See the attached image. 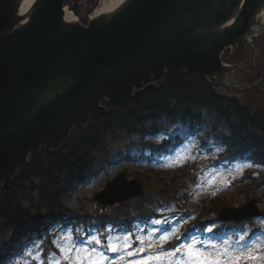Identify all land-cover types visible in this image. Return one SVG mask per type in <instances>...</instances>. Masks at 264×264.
Segmentation results:
<instances>
[{
    "label": "water",
    "instance_id": "obj_1",
    "mask_svg": "<svg viewBox=\"0 0 264 264\" xmlns=\"http://www.w3.org/2000/svg\"><path fill=\"white\" fill-rule=\"evenodd\" d=\"M0 0V188L8 190L29 157L57 149L73 128H87L106 105L123 108L155 89L154 78L185 69L237 97L260 85L254 38L264 36V0H117L99 7L87 26L67 17L65 0ZM249 53L224 63L227 49ZM249 64L260 76L238 81ZM145 84V86H143ZM104 103V104H103ZM145 190L120 173L95 196L108 207ZM263 216L252 200L224 208L221 221Z\"/></svg>",
    "mask_w": 264,
    "mask_h": 264
},
{
    "label": "rangeland",
    "instance_id": "obj_2",
    "mask_svg": "<svg viewBox=\"0 0 264 264\" xmlns=\"http://www.w3.org/2000/svg\"><path fill=\"white\" fill-rule=\"evenodd\" d=\"M91 2L92 0H80L79 13L86 15ZM255 42L260 45L261 50L256 66L264 74V38ZM247 58L248 54L245 52L244 57H240V60L232 59V62H243ZM248 65H244L242 71H237L246 73H243L239 81L255 83L260 76ZM261 82L257 87L244 91L242 95L239 91L238 100L242 99L249 107L263 108L264 81ZM196 113L200 116L196 120L181 115L175 116L173 120L162 116L158 120L156 129H151V125H147L140 127L143 129L142 132H139L140 129L133 133L119 130L113 136H109L104 151L95 165L84 169L85 171L78 174L74 182L70 181L71 186L62 199L63 208L68 212L62 216L69 215V212L75 217L92 216L96 219L99 215H109L113 207L119 204L104 207L94 198L120 173H126L129 179L141 180L148 194L155 192L158 181L171 183L173 180L185 188L183 190L185 200L181 204L168 203L164 208L155 206V212L161 216L155 220H166L167 224H154L152 223L154 220L141 222L139 217H136L137 223L133 226V232L112 228L103 237V243L120 244L123 248L125 238L130 237L127 242H132V250H135L139 246L136 243L138 239H143L145 244L151 240L153 247L146 248L144 252V255H148L169 250L180 243V239L173 237L161 247L160 240L153 238L159 237L165 228L172 227L177 230L179 237L191 234L197 239L216 243L219 246H222L224 241L233 246L242 243L239 238L243 235L245 240L259 245V254H264V165L249 158H242L231 164L218 163L222 156V147L217 136H221L226 130L223 126L217 129L216 119L208 109ZM151 147L154 148L150 150ZM30 194L31 190L28 188L24 193H20V205L34 211L38 208L43 213L35 193L32 194L35 197L32 204L25 200ZM255 199L257 207L263 212L262 217L246 221L243 226L234 230L232 223L218 220L219 213L224 208H241ZM66 219L70 220L69 217ZM73 220L77 219L73 218ZM208 229L212 231L209 232ZM9 231L5 230L4 233L1 232L3 235L0 234V254H4L11 244L13 236ZM50 233L52 236L48 239L51 242L48 251L44 249L45 238L38 239L34 234L31 237L33 241L25 243L20 249L18 246V250L12 251L11 254L5 253L7 259L0 264H54L56 259H60L61 264H66L58 247L66 248L70 239L87 240L90 235L99 234L91 223L87 228L81 226L75 232L72 227L62 228L58 222L51 225ZM223 233H226L225 236L220 238ZM106 255L110 258L106 264H135V261L140 259L139 256L128 257L123 251L119 255L108 251ZM121 256L124 260L120 259ZM2 258L3 256L0 257ZM248 264L253 262L249 261Z\"/></svg>",
    "mask_w": 264,
    "mask_h": 264
},
{
    "label": "trees",
    "instance_id": "obj_3",
    "mask_svg": "<svg viewBox=\"0 0 264 264\" xmlns=\"http://www.w3.org/2000/svg\"><path fill=\"white\" fill-rule=\"evenodd\" d=\"M77 1L67 0L66 3L74 4L72 8L78 12ZM97 3L98 0H92V7ZM244 55V48L239 47L233 60ZM156 82L157 89L146 98L123 109L109 107L106 116L92 118L84 131L75 128L68 141L62 143L58 150L50 152L42 149L31 156L29 164L16 176L14 185L8 190L0 189V234L10 230L13 236L8 250L0 254V257L7 256L5 253L23 238H31L34 234L41 237L50 225L48 221L62 218L66 223L85 228L89 223L102 228H107V224L116 228L125 225L131 227L136 217L152 220L156 216V205L165 207L168 203L181 204L185 200L184 187L173 180L171 183L161 180L157 182L154 193H146L142 198L121 203L113 207L109 215L103 213L96 219L92 216L75 217L69 212V215L62 216L68 212L63 208L62 199L71 186L70 181L74 182L84 169L95 165L104 151L108 137L119 130L133 133L147 125L156 129L162 116L173 118L181 115L196 119L200 117L196 111L208 109L216 119L217 129L223 126L226 130L217 136L222 146L221 160L231 163L249 158L264 165V106L257 109L245 105L242 99L223 97L207 79L184 70L165 74ZM27 188L31 194L25 200L32 204L35 199L32 194L35 193L43 213L38 208L34 211L20 205V193H24ZM3 258L0 261L7 257Z\"/></svg>",
    "mask_w": 264,
    "mask_h": 264
},
{
    "label": "snow or ice",
    "instance_id": "obj_4",
    "mask_svg": "<svg viewBox=\"0 0 264 264\" xmlns=\"http://www.w3.org/2000/svg\"><path fill=\"white\" fill-rule=\"evenodd\" d=\"M154 224H167L168 221L154 220ZM209 232L212 229H208ZM255 235V234H254ZM173 237L180 239V243L169 250L153 252L144 255L146 248L153 247L151 240L145 244L143 239H138L136 243L138 247L133 249V243L127 242L130 237L125 238L123 248L120 244L109 242L107 245L103 243V236L100 234L90 235L87 240L70 239L68 246L58 247V251L63 256L66 264H106L109 257L106 252L111 251L119 255L122 251L128 257L139 256L140 259L135 264H264V254H259V245L250 243L245 240L244 236H240V241L233 246L226 241L222 242V246L216 243H210L202 239H197L195 235L186 234L183 237L178 236L176 229L168 227L159 237L161 247ZM124 260V257H120ZM54 264H61L60 259H56Z\"/></svg>",
    "mask_w": 264,
    "mask_h": 264
},
{
    "label": "bare ground",
    "instance_id": "obj_5",
    "mask_svg": "<svg viewBox=\"0 0 264 264\" xmlns=\"http://www.w3.org/2000/svg\"><path fill=\"white\" fill-rule=\"evenodd\" d=\"M34 0H23L22 4V14L25 13L26 11L29 10V8L31 7L32 3H33ZM101 3H100V8L101 7H107L109 5H111L113 2L117 1V0H100ZM101 9H98L96 11V14H99L101 13L100 12ZM70 17L72 19H74V17L72 16V14H68L67 17ZM33 241L31 238L29 237H26V238H23L22 241L20 243H17L16 245H14L8 252L9 254H11L12 251H16L17 247L20 246L18 249L22 248L23 245H25V243H28V242H31ZM17 249V250H18Z\"/></svg>",
    "mask_w": 264,
    "mask_h": 264
}]
</instances>
